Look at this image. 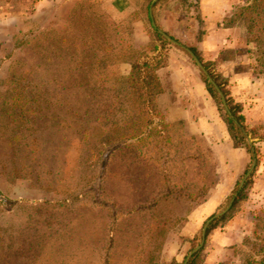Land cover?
Masks as SVG:
<instances>
[{"label":"rangeland","instance_id":"obj_1","mask_svg":"<svg viewBox=\"0 0 264 264\" xmlns=\"http://www.w3.org/2000/svg\"><path fill=\"white\" fill-rule=\"evenodd\" d=\"M232 1L234 7L247 0ZM186 7L164 0L157 20L173 38L197 47L199 35ZM139 18L149 30L142 7L123 14L101 0H0V190L25 200L0 203V264H171L176 257L182 264L200 244L206 221L226 208L250 168L252 154L233 138L206 76L170 41L165 52L184 57L203 82L196 98L208 132L195 134L213 166L208 193L195 201L163 199L166 184L157 170L141 166L138 154L127 148L112 150L103 166L105 131L130 107L120 44L132 42ZM50 28L55 41H43ZM76 46L87 54L81 73L74 71ZM240 48L249 56V47ZM251 62L234 68L245 69L246 80L227 77L254 136L257 164L247 199L228 221L232 230L244 232L242 241L220 264L245 263L264 249V75ZM219 64L215 70L226 77ZM156 201L143 213L132 211ZM225 226L215 228L208 242L206 237L204 259Z\"/></svg>","mask_w":264,"mask_h":264},{"label":"trees","instance_id":"obj_2","mask_svg":"<svg viewBox=\"0 0 264 264\" xmlns=\"http://www.w3.org/2000/svg\"><path fill=\"white\" fill-rule=\"evenodd\" d=\"M153 0H144L143 12L147 21L150 24L149 34L151 36L150 44L142 50L134 48L132 42H121V52L119 62H129L131 64L130 72L123 76L124 82L128 89V101L130 107L124 108V116L114 122L105 131L104 138L101 140L100 151L104 155V164L106 166L107 155L112 150L127 148L138 154L141 166L148 168H155L157 175L166 184V192L162 198L165 200L186 199L195 201L201 196H204L209 191V177L213 170L209 154L202 149L196 134L189 132L186 129L184 120L169 121L159 105V95L163 92V87L160 78L157 74L159 68L167 65L166 47L170 42L158 33L152 26V20L149 14V7ZM164 0H159L154 7L161 5ZM181 0V4L187 6V13L190 14L194 8L197 11V19L200 24L199 39L204 34L203 19L199 11V0ZM160 26V24L158 23ZM225 25L238 26L242 29L243 37L246 43L250 45L248 48L249 57L252 60L251 66L254 67L255 72L264 75V0H247L243 4L234 6L231 16L225 18ZM119 32L118 27L114 29ZM54 30L47 29L44 32L43 41L48 39L55 41ZM84 36L85 33H82ZM52 35V36H51ZM17 46L22 42H18V36H15ZM83 44L84 38H78ZM60 41L65 42L67 38L60 36ZM190 48L197 54L204 66L216 80L218 85L223 90L231 111L235 118L243 124L246 130L254 138L248 124L246 117L242 113V104L237 102L231 94L228 87L229 79L224 77L221 72L215 70L217 60H205L195 46ZM84 49L81 46H76L74 56H76L74 63V71L81 73L85 71V62L87 54H83ZM221 54L225 58H231L228 51H223ZM250 64H245L248 68ZM14 73L11 78L14 81ZM207 89L218 104H222L220 95L216 92L211 83L205 78ZM221 109L223 107L221 106ZM75 115L81 117L79 110L75 111ZM224 119L228 124V128L236 141L244 144L248 151L252 154L250 146L245 141V138L236 126L233 120L224 113ZM83 135L88 137V132L85 131ZM255 152L257 148L255 147ZM102 168L101 172H104ZM195 174L193 177L192 175ZM101 176V175H100ZM106 177V176H105ZM101 180L103 178L101 177ZM104 181V180H103ZM252 179L245 182L243 188L239 191L238 196L225 215L213 220L207 229V242L213 230L219 226L226 224L234 213L240 208L242 203L247 199L248 189ZM95 186L91 187L94 190ZM104 186H98L96 191H103ZM98 199V198H97ZM25 200H13L7 198L0 190V203L4 206H13ZM158 201L153 204H141L134 207V213H143L148 208L156 205ZM153 205V206H152ZM204 248L195 253L187 264H202L204 255L202 254ZM264 249H259L255 254H251L245 263L238 264H264ZM171 264H181L173 260Z\"/></svg>","mask_w":264,"mask_h":264},{"label":"crops","instance_id":"obj_3","mask_svg":"<svg viewBox=\"0 0 264 264\" xmlns=\"http://www.w3.org/2000/svg\"><path fill=\"white\" fill-rule=\"evenodd\" d=\"M101 1L105 4H111V6L116 8L117 12L123 14H134L141 9L144 3V0ZM159 7L160 4L153 7V14L157 24ZM233 8L232 0H199V11L203 19L202 28L204 34L199 39V45L196 48L201 54L203 52L207 59L218 60L221 71L224 72L226 77H230V81L246 80L245 74L247 72L244 71L245 69H237L235 71L234 68L244 67L245 64L250 63V57H244L240 48L243 43L247 48L250 45L244 41L240 27L225 25V18L231 16ZM196 15L197 11L193 8L190 13L191 27L199 34L201 26ZM150 42L151 36L143 19H135L132 28V44L134 48L145 49ZM223 51H228L231 58H225V55L221 54ZM210 54L212 56H209ZM119 68L123 75H127L131 70V64L129 62H121ZM157 74L163 87V92L159 95V105L167 119L169 121L184 120L185 123H188V131L194 134L203 130L208 132L207 121L204 120V116H202L200 109L197 107L196 86L199 84V88L202 89L203 82L199 80L195 66L187 63L184 57L170 51L167 54V65L159 68ZM197 118H199L198 121ZM232 227L233 224L227 222L225 227L216 232L217 244L211 249L210 255L205 256L202 264H220L223 261H228L227 255L232 254V246L242 241L244 233L242 231H234ZM174 260L178 261L177 257Z\"/></svg>","mask_w":264,"mask_h":264},{"label":"water","instance_id":"obj_4","mask_svg":"<svg viewBox=\"0 0 264 264\" xmlns=\"http://www.w3.org/2000/svg\"><path fill=\"white\" fill-rule=\"evenodd\" d=\"M159 0H153L150 4V17H151V22H152V26L153 28L160 33L164 38H166L168 41H170L172 44H174L175 46H177L178 48L184 50L185 52H187L192 59L194 60V62L196 63V65L200 68V70L203 72V74L206 76L207 80L211 83V85L214 87V89L216 90V92L220 95L221 99H222V103L224 105V108L227 112V115L233 120V122L236 124V126L240 129V131L242 132L246 142L248 143V145L250 146L251 150H252V164L250 166V168L248 169V171L246 172V174L244 175L243 179L241 180L236 192L234 193L233 197L231 198L230 202L228 203V205L226 206V208L224 210H222L219 213L214 214L213 216H211L205 223V225L203 226L202 229V239L199 245H197L193 250H191L189 252V254L185 257L184 261L182 264H187L188 261L190 260V258L197 253L198 251H200L206 241V237H207V229L210 225V223L215 220L220 218L221 216L225 215L227 212H229V210L231 209L235 198L238 196L239 191L243 188V186L245 185L246 180L250 177L251 173L254 171L256 164H257V156H256V152H255V147L253 144V139L251 137V135L249 134V132L246 130V128L243 126V124L241 122H239L236 118L235 115L233 114V112L230 109V106L228 104L227 98L223 92V90L221 89V87L218 85V83L216 82V80L213 78V76L210 74V72L207 70V68L204 66V64L202 63V61L200 60V58L197 56V54H195V52L189 47L186 46L185 44L181 43L180 41H178L177 39L173 38L170 34H168L165 30H163L162 28H160L157 24V22L155 21L154 18V14H153V7L155 5V3H157Z\"/></svg>","mask_w":264,"mask_h":264}]
</instances>
